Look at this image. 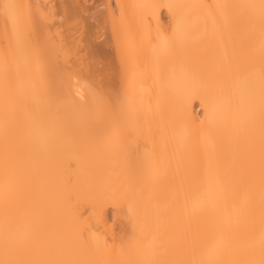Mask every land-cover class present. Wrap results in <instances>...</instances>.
Wrapping results in <instances>:
<instances>
[{
    "label": "bare ground",
    "instance_id": "obj_1",
    "mask_svg": "<svg viewBox=\"0 0 264 264\" xmlns=\"http://www.w3.org/2000/svg\"><path fill=\"white\" fill-rule=\"evenodd\" d=\"M88 1L0 0V264H264V0Z\"/></svg>",
    "mask_w": 264,
    "mask_h": 264
},
{
    "label": "rangeland",
    "instance_id": "obj_2",
    "mask_svg": "<svg viewBox=\"0 0 264 264\" xmlns=\"http://www.w3.org/2000/svg\"><path fill=\"white\" fill-rule=\"evenodd\" d=\"M99 0H95V1H92V0H89L86 4H85V6L86 7H88V9H91V10H89L90 12L92 11V12H94V11H96V9L98 8V9H102V7H98L97 5L100 3V2H98ZM93 2V3H92ZM113 5H114V2H113ZM95 9V10H94ZM84 15V17H87L88 16V13H83ZM98 14V13H97ZM93 20H91V22H92ZM87 25V24H86ZM95 44V46H97L96 44H97V42H95L94 43ZM98 52H100V51H98ZM97 58H96V60L98 59V62H99V69H101L102 71H106V70H104V69H106V67L107 66H104V65H107L106 63L108 62L107 61V59L105 58V56H103L101 53H97ZM101 67V68H100ZM103 68V69H102ZM103 87L104 88V86H105V88L108 86L105 82H101L100 83V87ZM104 88V89H105ZM104 89H102L101 88V90L103 91ZM111 89H113V90H117L116 89V86H112L111 87ZM106 90V89H105ZM104 90V91H105ZM112 212H113V209L112 208H110V216H111V219H112ZM115 223H117L118 224V226H119V223H118V221H115ZM116 226V228H118L117 227V225H115Z\"/></svg>",
    "mask_w": 264,
    "mask_h": 264
}]
</instances>
